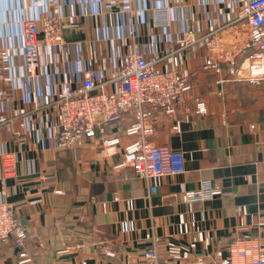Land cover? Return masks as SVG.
<instances>
[{
  "label": "crops",
  "instance_id": "obj_1",
  "mask_svg": "<svg viewBox=\"0 0 264 264\" xmlns=\"http://www.w3.org/2000/svg\"><path fill=\"white\" fill-rule=\"evenodd\" d=\"M72 1L77 9L80 0ZM153 1L139 0L143 22L137 26L134 11L124 12L122 1L85 0V14L64 22L62 51L40 46L48 77L44 91H50V77L58 91L65 73L76 76L83 67L112 75L133 48L161 56L160 68L184 70L193 85L175 116L152 112L146 138L182 150L185 171L144 178L130 166L114 168L116 158L103 155L99 137L56 147L49 142L55 135L54 102L35 107L34 82L27 80L31 94L20 89L12 100L13 111L24 114V133H17L20 118L0 126V153L16 157L8 176L0 165V201L11 203L27 227L20 249L32 264H129L141 258L152 235L160 238L161 257L172 264L218 261L237 238L264 244V79L231 78L225 65L218 73L205 71L200 41L178 51L173 41L190 29L201 36L211 26L232 22L223 31V43L230 52L232 46L238 49L248 38L247 26L237 18L245 0H171L176 14L167 33L151 23ZM69 4L57 0L54 9L66 14ZM78 41L82 47H72ZM247 52L239 50L233 59L240 63ZM194 97L205 100L206 115L193 112ZM133 119L127 111L103 134H119L123 145L131 139L123 129ZM204 179L220 194L186 201L183 193ZM17 251L11 238L0 240V264H19Z\"/></svg>",
  "mask_w": 264,
  "mask_h": 264
},
{
  "label": "built area",
  "instance_id": "obj_2",
  "mask_svg": "<svg viewBox=\"0 0 264 264\" xmlns=\"http://www.w3.org/2000/svg\"><path fill=\"white\" fill-rule=\"evenodd\" d=\"M57 0H0V126L19 119L17 133H24L23 113H15L12 100L17 90L27 95L25 85L32 80L35 86V107L54 102V133L49 142L56 147L72 148L99 137L105 157H115L114 168L130 166L144 178L185 171L182 150L167 145H157L147 140L152 131V112L160 110L167 116H175L177 106L185 101V94L193 83L182 69H162L158 66L161 56L133 48L125 54L124 62L109 76L103 77L94 67H83L76 76L65 73L58 91L50 77V91L45 92L48 77L44 74L40 58V46L59 53L64 46L63 28L66 19L76 22L85 14V0H72L70 10L64 14L56 11ZM96 0H94L95 2ZM124 12L134 11V22H143L139 0H120ZM103 5L101 4L100 7ZM101 14V10L96 12ZM133 13V12H132ZM151 23L168 32L176 14L171 0H154L150 11ZM248 28V38L232 52L226 47L223 31L232 22L211 26L201 35L192 29L176 36L175 51L199 41L205 49L202 69L218 73L223 65L231 77L246 78L250 82L264 79V0H245L239 6L238 17ZM232 31H234L232 29ZM117 32L122 36L121 28ZM109 34L107 35V37ZM80 49L82 42L72 43ZM241 48V49H240ZM239 50L248 51L240 63L234 60ZM250 50V51H249ZM44 78V79H43ZM43 79V81H39ZM223 79L218 80L219 82ZM56 91V92H55ZM193 112L207 114L204 99L194 97ZM131 111L134 119L123 129L127 142L121 145L119 134H103L108 123L117 121L122 114ZM19 116V117H17ZM264 122V112L262 113ZM16 157L12 152L0 153V165L4 176L14 171ZM62 193L61 189H55ZM221 189L208 180H201L183 193L188 202L211 199ZM1 194H5L4 190ZM28 229L15 216L14 206L5 199L0 201V240L11 238L19 247V264H32L31 257L20 249L27 239ZM160 238L152 235L150 245L142 251L141 258L129 264H172L158 251ZM107 255L113 253L105 250ZM197 264H264V244L257 238H237L229 245V254L215 262L199 260Z\"/></svg>",
  "mask_w": 264,
  "mask_h": 264
}]
</instances>
